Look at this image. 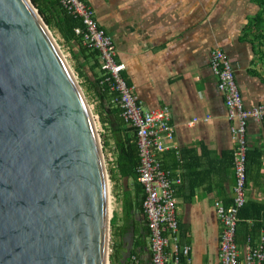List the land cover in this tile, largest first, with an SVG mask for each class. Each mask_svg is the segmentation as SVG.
Instances as JSON below:
<instances>
[{
	"label": "crops",
	"instance_id": "crops-1",
	"mask_svg": "<svg viewBox=\"0 0 264 264\" xmlns=\"http://www.w3.org/2000/svg\"><path fill=\"white\" fill-rule=\"evenodd\" d=\"M82 1L112 42L115 61L125 66L123 78L142 110L166 108L169 112L176 150L161 156L162 166L172 179L177 175L181 179V164L174 166L182 155L191 168L189 172H204L191 181L202 184L195 193L187 180L174 186L181 245L190 247L191 264H220L222 226L215 204L234 198L235 182L216 173L212 160L233 152L235 144L223 97L210 71V55L217 50L227 56L246 110L264 107V47L247 31L260 8L252 0ZM65 48L78 71L84 98L103 131L104 151L114 162L109 152L116 151L115 141L123 138L125 126L113 116L116 108L112 99L103 98L95 87V79L101 75L91 70L93 61L88 54L76 46ZM206 117L209 119L205 122ZM194 119L198 121L192 124ZM246 140L248 150L262 155V168L254 181L250 180L246 198L264 204V120L249 122ZM120 244V260L116 263L124 264L133 241ZM245 248H239L241 256ZM138 260L140 264L151 262L147 240Z\"/></svg>",
	"mask_w": 264,
	"mask_h": 264
},
{
	"label": "water",
	"instance_id": "water-1",
	"mask_svg": "<svg viewBox=\"0 0 264 264\" xmlns=\"http://www.w3.org/2000/svg\"><path fill=\"white\" fill-rule=\"evenodd\" d=\"M93 115L30 0H0V264H108Z\"/></svg>",
	"mask_w": 264,
	"mask_h": 264
},
{
	"label": "built area",
	"instance_id": "built-area-1",
	"mask_svg": "<svg viewBox=\"0 0 264 264\" xmlns=\"http://www.w3.org/2000/svg\"><path fill=\"white\" fill-rule=\"evenodd\" d=\"M61 3L72 17L81 21L83 29L75 30V34L81 36L85 48L98 52L104 82L110 92L115 94L112 103L119 108L124 125L135 131L139 158L137 182L144 194L141 209L148 229L150 264H183L182 257L186 260L184 264H191L190 247L181 245L177 205L174 199V186L179 185L181 179L179 175L172 179L171 173L162 168L161 162V156L165 152L176 150L172 144L174 130L169 123V112L166 108L149 112L142 110L132 88L123 78L125 66L115 61L114 46L98 28L91 8L82 0H62ZM209 64L216 79L217 91L223 97L231 139L235 144L234 202L230 207H226L221 201L215 204V212L222 226L219 241L220 264H264L262 244L257 248L247 246L241 256L236 243L239 211L247 202V127L250 121L261 123L264 120V107L245 109L242 95L234 80L233 69L224 53L213 51ZM93 119L98 121L95 116ZM208 119L206 117L204 121ZM197 121L194 119L192 124ZM96 130L97 134L103 133L100 126ZM105 161L108 166L114 167L110 156L106 155ZM107 253L108 257L112 253L110 240ZM124 264L140 262L138 258L131 256Z\"/></svg>",
	"mask_w": 264,
	"mask_h": 264
},
{
	"label": "trees",
	"instance_id": "trees-1",
	"mask_svg": "<svg viewBox=\"0 0 264 264\" xmlns=\"http://www.w3.org/2000/svg\"><path fill=\"white\" fill-rule=\"evenodd\" d=\"M33 6L38 11L44 23L50 30L56 31L64 44L69 47H77L82 53L88 54V59L93 61L91 70L99 71L101 77L95 79L94 85L99 94L103 98L110 97L112 100L115 94L111 93L108 85L104 82L103 73L100 71V60L98 52L90 50L82 45V38L80 35L75 34V30L83 29L82 23L79 19L72 17L68 11L63 7L62 0H30ZM260 8V13L251 19L247 26V31L254 34L256 40L261 41V46L264 47V0H252ZM264 51V50H263ZM78 71H76V74ZM116 110L113 113L117 123L120 121L124 125L119 108L114 105ZM119 126V125H118ZM125 126V125H124ZM116 157L114 159V167L109 170L110 178L116 181V177L125 183L122 192V207L124 212L123 224L119 227L116 226L115 217L110 222L111 227V250L109 260L117 264L120 260L118 249L121 247L122 241L128 233H131L133 241L129 257L135 256L139 258V253L145 248V243L148 238V229L146 221L142 213L141 205L144 199V194L141 186L137 182V168L139 165L138 152L136 147V134L132 128L125 126L123 129V138L115 141ZM105 150V145L102 143V151ZM261 153L257 151L247 152V187L250 180L254 181V175L258 174L262 168ZM233 152H226L222 154L220 159L212 160L213 169L217 167L216 173L222 174L228 182H235ZM180 165L181 182L187 180V184L193 193L202 185L199 183H191L192 180L197 179L203 175L204 172H189L191 168L185 162L184 157L181 155L176 160L175 166ZM165 170V167L162 166ZM132 181V194L127 183ZM235 185V184H234ZM234 198L229 199L225 203L226 207L233 205ZM136 217L140 221L136 220ZM239 223L237 227L236 243L239 248L250 246L257 248L263 240L262 246L264 248V204L256 201H247L245 206L239 211ZM136 227V228H135ZM182 243V238H180ZM118 247H117V246ZM186 260L182 257L181 263Z\"/></svg>",
	"mask_w": 264,
	"mask_h": 264
},
{
	"label": "rangeland",
	"instance_id": "rangeland-1",
	"mask_svg": "<svg viewBox=\"0 0 264 264\" xmlns=\"http://www.w3.org/2000/svg\"><path fill=\"white\" fill-rule=\"evenodd\" d=\"M50 32H51L55 42L57 43L60 51L65 56V58L67 60V63L69 64V66H70V68L72 70V73H73L74 77L76 78V81H77V83H78V85L80 87V90L83 93L82 86L79 83L76 71H75V69L73 67V64H72L71 56L69 55V52L65 48L66 45L64 44V42L62 41L61 37L59 36V34L56 31L50 30ZM88 105H89V103H88ZM89 107H90V105H89ZM90 110L92 112V115L94 116L91 107H90ZM94 123L96 125V128L100 126L96 119H94ZM101 136H102V133L101 134L98 133L100 146L102 148ZM109 153L111 154L112 158L115 159L116 151L112 150ZM107 154H108V151L107 152L106 151H102L104 167H105L107 181H108L109 206H110V216H111L110 222H111L112 218L115 217L116 226L120 227L123 224V219H124V212H123V207H122V192L124 191L123 186L125 185V183L120 181L117 177H116V181H114V180H112L110 178L109 170L112 167L108 166L106 161H105ZM127 187L130 188L129 190H130V193L132 194L133 191H132V181L131 180L127 183ZM110 235H111V227H110V224H109V240H110ZM130 242H131L130 236H126L124 238V240L122 241V243H124L125 245H128Z\"/></svg>",
	"mask_w": 264,
	"mask_h": 264
},
{
	"label": "flooded vegetation",
	"instance_id": "flooded-vegetation-1",
	"mask_svg": "<svg viewBox=\"0 0 264 264\" xmlns=\"http://www.w3.org/2000/svg\"><path fill=\"white\" fill-rule=\"evenodd\" d=\"M136 220H137V221H140V219H139L138 217H136ZM135 228H136V227H135ZM126 236H130V239H132V235H131V233H128ZM126 236H125V237H126Z\"/></svg>",
	"mask_w": 264,
	"mask_h": 264
},
{
	"label": "bare ground",
	"instance_id": "bare-ground-1",
	"mask_svg": "<svg viewBox=\"0 0 264 264\" xmlns=\"http://www.w3.org/2000/svg\"><path fill=\"white\" fill-rule=\"evenodd\" d=\"M109 214H110V206H109Z\"/></svg>",
	"mask_w": 264,
	"mask_h": 264
}]
</instances>
